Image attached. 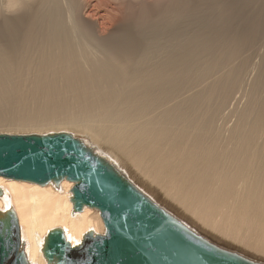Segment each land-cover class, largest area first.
Masks as SVG:
<instances>
[{
    "label": "bare ground",
    "instance_id": "1",
    "mask_svg": "<svg viewBox=\"0 0 264 264\" xmlns=\"http://www.w3.org/2000/svg\"><path fill=\"white\" fill-rule=\"evenodd\" d=\"M50 132L264 264V0H0V134ZM72 188L0 177L28 264L55 229L72 248L104 234Z\"/></svg>",
    "mask_w": 264,
    "mask_h": 264
},
{
    "label": "water",
    "instance_id": "2",
    "mask_svg": "<svg viewBox=\"0 0 264 264\" xmlns=\"http://www.w3.org/2000/svg\"><path fill=\"white\" fill-rule=\"evenodd\" d=\"M0 177L43 186L73 183L72 212L97 210L104 234L72 248L59 229L44 238L46 264H262L197 235L70 134H0ZM0 264H28L13 212L0 213Z\"/></svg>",
    "mask_w": 264,
    "mask_h": 264
},
{
    "label": "snow or ice",
    "instance_id": "3",
    "mask_svg": "<svg viewBox=\"0 0 264 264\" xmlns=\"http://www.w3.org/2000/svg\"><path fill=\"white\" fill-rule=\"evenodd\" d=\"M4 211H7L8 209L7 208H5V209H3ZM77 243H79V242H77Z\"/></svg>",
    "mask_w": 264,
    "mask_h": 264
},
{
    "label": "rangeland",
    "instance_id": "4",
    "mask_svg": "<svg viewBox=\"0 0 264 264\" xmlns=\"http://www.w3.org/2000/svg\"><path fill=\"white\" fill-rule=\"evenodd\" d=\"M51 133V132H50Z\"/></svg>",
    "mask_w": 264,
    "mask_h": 264
}]
</instances>
